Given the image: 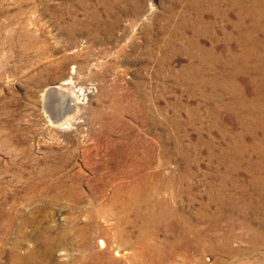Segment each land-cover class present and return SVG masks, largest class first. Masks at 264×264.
Masks as SVG:
<instances>
[{"label":"rangeland","instance_id":"374dc122","mask_svg":"<svg viewBox=\"0 0 264 264\" xmlns=\"http://www.w3.org/2000/svg\"><path fill=\"white\" fill-rule=\"evenodd\" d=\"M212 1L0 0V264L82 222L56 196L90 207L105 187L110 207L134 184L149 205L128 244L94 236L105 260L148 233L157 254L140 264H264V25ZM53 87L74 101L62 126Z\"/></svg>","mask_w":264,"mask_h":264},{"label":"bare ground","instance_id":"6f19581e","mask_svg":"<svg viewBox=\"0 0 264 264\" xmlns=\"http://www.w3.org/2000/svg\"><path fill=\"white\" fill-rule=\"evenodd\" d=\"M213 1L215 2L222 1L223 3H226L228 6L236 8L238 11V15H237V18L239 19L238 21L241 20L242 22V20L244 19H249L250 21L252 20L256 22V27L264 25V0H213ZM262 28L263 27H260L261 30ZM255 30L256 29L250 30L251 31L250 33H252V35L250 34L248 35L249 33L248 31L247 34H245V36L242 37L243 38L242 41L244 40V43L241 44V48H239V50L242 48L244 51L247 50V46H248L247 43L250 41V39L253 40V36L255 35ZM262 34H263L262 37L263 40L261 41H263V43L260 46L262 48L261 49L262 53H264L263 31ZM248 39L249 41H247ZM251 49H249V52ZM258 69H259L258 72H261L264 69L263 57L261 58V64H259ZM262 74H264V72ZM256 82H257L256 91L257 90L259 91L260 90L259 85H261V83L259 81ZM259 95L261 97V93ZM54 96H58V97L55 98V100H53ZM45 97L48 100L47 106L50 105L51 101H53V103L55 102V106L51 107L54 109V110L52 109L54 113L51 111V113H49L48 115L51 123L60 126L68 123L67 121L69 120V114L71 112L73 113V109H74L73 106L74 101L72 102L70 96H68L67 93L64 94V92H62V90H60L58 87L57 88L53 87L46 91ZM243 100H240L239 103V105H241V108H245V107L251 108V106L252 107L254 106L253 104L255 102L254 103L252 102V103H248V107H247L246 105H244ZM74 105H76V103H74ZM51 108L49 110H51ZM261 110H264V104ZM261 118H262V123H264V116H261ZM259 127L261 128L262 135L264 136V128L262 126ZM258 149L264 152V147ZM142 191L143 189L141 184H134L132 186H128L125 188L120 187L114 189L112 195L108 199L110 207H107V204H105L104 199H102L103 194L105 192V187L98 189V193H100L101 196H94L96 198V205L92 206L91 204L90 207L84 206L86 200L84 196H56L57 199L60 198L67 199L70 202V206L72 207L71 210L73 211L81 210V214H83L84 216L82 222L80 221L78 222V220L76 222L70 221L73 222L75 225L74 228L72 227L73 229H63L58 233L57 236L51 238L47 236L48 230H44L45 231L44 236L40 235L36 239V242L41 247V248L39 247L40 251H28L26 254L20 255L17 253L15 249L12 251L10 264H122V261H125L126 264L127 263L140 264V262H142V259L145 255L157 254L156 248L152 245H149L148 243V239L150 238V235L148 233L147 234L143 233L142 235H140L139 239L137 240L138 245L135 246L134 252L132 254L125 253L122 255L118 251L115 252L114 254L115 259L112 260H107V259L105 260V257H109L111 255L110 254L111 249L106 240L99 239L98 241L99 250L97 251L94 250L92 245H94V236L96 235L107 236L109 231L115 233V238L119 244L121 245L128 244L126 235L123 233L121 228L122 226H131L133 228L138 227L133 217L138 218L136 214L139 213V209H141L142 206L149 205L148 202L149 196H137ZM61 194L68 195L66 191H62ZM121 194H124L126 196H120ZM150 210L152 216L154 208L151 207ZM109 217H112L114 221L109 227H106L100 222V219L106 220V218ZM70 247H73V249L76 250L79 253V255L76 257H72V255L68 253ZM57 252L67 257L69 261L66 263L61 262V260L57 259V255H56Z\"/></svg>","mask_w":264,"mask_h":264}]
</instances>
